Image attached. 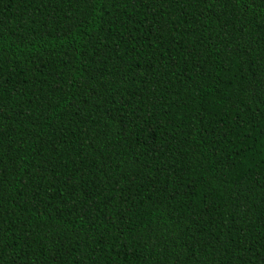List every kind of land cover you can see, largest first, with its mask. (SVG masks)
Here are the masks:
<instances>
[{
  "label": "trees",
  "instance_id": "16d2710c",
  "mask_svg": "<svg viewBox=\"0 0 264 264\" xmlns=\"http://www.w3.org/2000/svg\"><path fill=\"white\" fill-rule=\"evenodd\" d=\"M0 264H264V0H0Z\"/></svg>",
  "mask_w": 264,
  "mask_h": 264
}]
</instances>
